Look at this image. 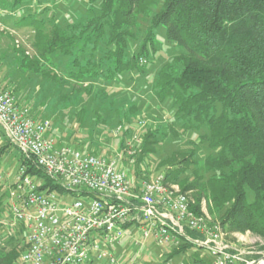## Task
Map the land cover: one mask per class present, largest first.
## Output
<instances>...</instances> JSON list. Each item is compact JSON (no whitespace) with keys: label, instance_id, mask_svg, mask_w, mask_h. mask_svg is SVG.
I'll use <instances>...</instances> for the list:
<instances>
[{"label":"trees","instance_id":"1","mask_svg":"<svg viewBox=\"0 0 264 264\" xmlns=\"http://www.w3.org/2000/svg\"><path fill=\"white\" fill-rule=\"evenodd\" d=\"M26 2L0 0V7L16 12L18 22L33 28L37 63L49 67L43 75L36 67L45 82L51 83L49 75L64 88L86 83L84 108L94 101L92 105L105 107L106 119L118 110L115 123L129 124L142 113L143 104L115 109L120 101L111 100L115 91L106 83L118 90L123 85L143 87L170 115L167 126L145 130L141 156L158 154L156 147L171 139L191 144L192 151L180 162H172L176 156L165 159L172 164L166 182L206 194L223 227L264 238V0H84L76 5L80 15L69 19H61L57 10L47 13L50 6L38 10ZM161 27L163 39L180 53L156 70ZM63 58L69 62L61 73ZM97 86L95 95L98 100L105 97V103L95 104ZM99 115L96 123L107 121ZM133 130L129 125L123 133ZM0 136V151L11 148L1 129ZM18 161L28 174L42 179L41 189L64 192L32 158L20 153ZM191 171L195 180L186 184L182 179ZM132 172L137 175L139 170ZM192 208L200 212L199 205ZM0 243V264H14L24 249L22 238L16 235ZM200 251L182 241L160 262L146 264H174L178 257L184 258L181 264H212V257Z\"/></svg>","mask_w":264,"mask_h":264},{"label":"built area","instance_id":"2","mask_svg":"<svg viewBox=\"0 0 264 264\" xmlns=\"http://www.w3.org/2000/svg\"><path fill=\"white\" fill-rule=\"evenodd\" d=\"M0 129L64 189H41L42 179L25 166L18 165L13 176L0 172L5 189L0 242L20 235L24 244L14 264H119L118 245L130 242L139 255L149 242L173 248L182 241L207 252L212 264H264L253 260L250 250L233 248L222 228L196 212L188 195L167 183L164 174H130L115 152L103 155L56 142L52 121L35 118L1 82Z\"/></svg>","mask_w":264,"mask_h":264},{"label":"rangeland","instance_id":"3","mask_svg":"<svg viewBox=\"0 0 264 264\" xmlns=\"http://www.w3.org/2000/svg\"><path fill=\"white\" fill-rule=\"evenodd\" d=\"M84 3V0H58L56 3L53 0H42V4H38V0H27L26 5L42 9L44 6L51 7L47 12L59 11L61 19H69L74 16H79L81 10H76L77 2ZM12 13L9 9L0 7V82L4 86L12 89L17 102L21 105H27L31 109V113L38 119H50L52 122V133L58 142V138L62 139L64 143H72L78 146L81 150L87 152H94L103 155H111L115 152L123 160V165L131 174L132 170H143L147 173L148 178L165 175V172L172 167L171 163H165L167 157L176 156L172 162H180L184 156H188L192 151V145L181 141L179 144L174 139L167 143L162 142L156 147L158 154L147 153L142 155V146L145 142V130L147 128L155 129L161 124L167 126L169 109L163 105L154 103L152 98L146 94L143 87L136 88L137 85H130L126 87L123 85L122 89L118 86L112 87L106 83L107 88L112 92L111 100L113 102L120 101L116 108H129L131 103H136L138 106L142 105V113L136 114L133 124L129 123H115L118 119V110L113 112L111 118L106 119L107 112L104 106L96 107L92 105L91 101L88 110L84 108L87 101V93L83 89L85 84H73L68 87H60L62 83L54 82L48 75L50 82H45L43 77H40L36 72V67L45 74L48 70L46 62L38 60V53L34 47V30L31 25L27 23L18 22L16 12L12 13V17H6ZM18 14H22L20 11ZM165 34L164 27L159 30V37L162 39L157 43L159 53L157 54L153 68L158 70L162 64L167 60L172 59L173 56L180 53L174 45L166 42L163 37ZM59 71L64 72V64L68 65L69 61L62 59ZM54 79V78H53ZM54 82V83H53ZM56 84V85H55ZM59 84V85H58ZM126 84V83H125ZM53 85V87H52ZM98 86L93 94L97 92ZM117 90V91H116ZM96 96V95H95ZM95 104L97 102L105 101V97L99 98L96 96ZM102 99V100H101ZM127 103L125 105V101ZM89 100V99H88ZM145 102V103H144ZM117 104V105H118ZM80 109V111H79ZM86 110V111H85ZM85 111V112H81ZM88 111V112H87ZM107 121L98 124L97 118ZM107 122V123H106ZM81 123V124H80ZM131 125L134 130L128 135H124L126 126ZM169 130V128H167ZM75 132V134H73ZM49 135V134H48ZM123 136L125 140H123ZM58 137V138H57ZM122 137V140H121ZM184 139V138H182ZM74 142V143H73ZM3 146V138L0 136V150ZM1 152L0 169H6L13 176L18 169V157H20L19 150L12 145L11 148ZM138 158H141L138 160ZM184 178V177H182ZM194 173L191 171L188 176L182 181L186 184L194 182ZM177 185L182 193H186L191 200V206L199 205L200 214L209 217L210 221L217 224L226 234V239L233 248H246L251 251L250 256L255 261L264 260V238L251 232L231 231L228 226L223 227L220 223L219 217L211 211V204L207 195L199 191L198 188L185 190L179 183H170ZM3 245V243H0ZM126 243H124L125 245ZM121 249L118 245L119 264H146V262L153 261L160 262V253L158 248L153 247V243H148L145 250L137 251L133 245ZM202 255L206 256L205 251H200ZM208 254V253H207ZM183 257L175 258L174 262L179 264L183 261ZM106 264V263H103Z\"/></svg>","mask_w":264,"mask_h":264},{"label":"crops","instance_id":"4","mask_svg":"<svg viewBox=\"0 0 264 264\" xmlns=\"http://www.w3.org/2000/svg\"><path fill=\"white\" fill-rule=\"evenodd\" d=\"M58 138V137H57ZM58 143H64V141L62 140V139H60V138H58ZM5 169V168H4ZM6 169H7V167H6ZM3 169H0V172L2 171ZM4 188L0 185V195L4 192ZM149 243H151V242H149ZM131 243L130 242H128L127 244H122V245H120V251H121V249L123 250V248H126V247H128L127 245H130ZM148 244V243H147ZM126 246V247H125ZM153 247H155V246H153ZM157 248V247H156ZM172 249V247H169V248H158V250L159 251H162L161 253H160V258H162V256L166 253V252H168V251H170ZM182 263V261H180V263L179 264H181ZM174 264H177V263H175L174 262Z\"/></svg>","mask_w":264,"mask_h":264}]
</instances>
